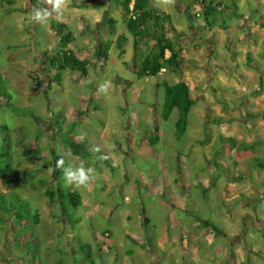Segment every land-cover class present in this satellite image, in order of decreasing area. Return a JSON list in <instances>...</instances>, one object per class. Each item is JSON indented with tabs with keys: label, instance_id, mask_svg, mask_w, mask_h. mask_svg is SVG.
<instances>
[{
	"label": "rangeland",
	"instance_id": "374dc122",
	"mask_svg": "<svg viewBox=\"0 0 264 264\" xmlns=\"http://www.w3.org/2000/svg\"><path fill=\"white\" fill-rule=\"evenodd\" d=\"M30 1L35 2L0 0V82L6 88L4 91L12 96L11 103L33 113L26 115L14 112L7 107L6 96H0V165L7 169L6 174L0 173V194L5 195L7 200H11L9 195L12 194L26 201L32 213L38 215L40 223L29 225L25 232L21 226L9 220L0 221V264H58L60 261L63 264H89L90 260L95 264H151L149 242L140 245L127 235L130 232L140 237L143 230L137 229L135 219L128 224L129 231L122 228L127 227L124 220L121 228L111 227L112 224L118 225L115 220L121 214L111 212L107 204L120 192L114 188L108 191L109 182L106 183L100 176H112L115 179L116 176H125L127 168L132 183L141 185L144 176L161 174L159 172L165 163L168 165L167 171L177 169L178 158H190L191 149L182 143L185 134L181 138L176 136L178 110L172 113L168 121L161 120L158 106L164 98V88L157 91L155 86L162 80L174 84L178 80L190 79V83H195L192 86L195 98L200 91L205 92L211 86H198L187 71L184 75L162 73L155 85L144 81L142 90L133 89L137 79L135 65L141 64L142 60L138 58L135 62L134 40L119 12L117 0H69L62 18L57 21L53 15L48 24L32 22ZM38 1L42 3V0ZM84 1H88L92 8L98 5L96 9L101 13L100 21L93 31L95 34L92 35L86 34L87 23L93 20L89 19L90 15L87 18L82 15L86 8ZM227 6L233 5L228 3ZM232 13L228 11L222 17L214 12L213 18L209 20L212 23L214 19L228 22L235 19ZM176 17L177 27L184 28L179 15ZM109 18L117 23L116 36L110 33L107 24ZM201 20L206 21L204 17ZM58 30L62 31L61 35ZM183 30L182 36L169 33L168 37L181 47L185 62L197 58L205 70V63L209 62L211 53L207 50L203 56L195 54L200 47L199 39L192 37L189 30ZM204 35L200 37L205 41L202 43L207 42ZM188 38L195 41L191 42ZM99 41L110 45L109 64L99 56ZM151 46H142L140 52L147 55ZM67 50L76 59L86 61L84 73L63 72L61 82L52 81L55 71L47 55ZM105 80H111L113 84L107 95L97 91L99 84ZM152 89L156 92L155 97ZM209 95L214 96L211 92ZM152 98L155 99L154 104ZM196 114L194 110L189 119L188 133L185 135L188 138L197 125ZM248 115L246 120H249ZM121 126L123 133L116 131ZM157 135L162 144L158 142L160 146L152 149L147 147L145 143ZM199 136L203 140L202 131L198 134V141ZM66 139L80 144L78 155L74 154ZM219 143L225 144L220 138ZM3 144H7V147H3ZM93 146L101 148L98 155H111L108 164L89 155ZM6 149L12 157L8 163L4 162ZM116 150L121 151L128 160L122 162L115 157ZM53 154L62 156L67 166L83 163L85 167H93L99 176L98 183L94 182L88 188L66 186L63 176L59 179L67 192H77L83 197L81 190H84V195H87L88 203L82 202V206L77 208L66 200L69 219L76 223L64 218L59 204L50 203L45 194L48 186L52 185L51 180L55 178ZM238 167H233L232 175L240 174ZM196 168L191 165V171ZM99 187L109 192L107 198L103 195L98 197ZM141 191L145 193V189ZM135 207V203L129 207L132 209V218L135 217ZM2 216L0 212V218ZM151 233L145 232V239L152 237ZM27 241H31L29 247L26 246ZM139 251L147 255L140 256ZM131 252L133 255L125 257Z\"/></svg>",
	"mask_w": 264,
	"mask_h": 264
},
{
	"label": "crops",
	"instance_id": "0c3cea01",
	"mask_svg": "<svg viewBox=\"0 0 264 264\" xmlns=\"http://www.w3.org/2000/svg\"><path fill=\"white\" fill-rule=\"evenodd\" d=\"M30 2L32 7L44 5L38 0ZM193 2L175 0L173 5L165 8L158 5L156 0H147V9L171 15L175 35L182 36L181 31L185 29L187 32L189 30L192 37L196 36L200 47L195 54L203 56L207 50L211 53L209 62L205 63V68L208 69L204 70L197 58L185 62L181 47L168 37L180 53L182 68L179 71L162 70L157 77L137 78L133 85V89L139 91L143 89L144 81L155 85L162 73L184 75L187 71L198 86L202 84L206 88L210 84L211 88L205 92L200 91L195 98L192 88L195 83H190V79L186 78L175 82H186L190 87L191 97L195 100L188 124L195 110L197 125L190 138L185 136L188 128L182 137V143L191 149L190 158H178V168L171 171H167L166 163L163 164V170L159 172L161 174L144 176L141 185L132 183L131 173L127 168L125 176H116L115 179L112 176H100L106 183L109 182L108 191L114 188L113 190L120 192L107 204L111 207V212L121 214L115 220L118 225L112 224L111 227L121 228L124 220L127 227L122 228L129 231L128 224L135 219L137 229L143 230L144 234L141 232L140 237H136L129 232L127 235L132 236L140 245L149 242L151 264H264V169L251 168L249 164L254 158L264 160V143L256 145L257 141L264 142V0H215L213 15L215 12L216 15L226 16L228 11L225 7L229 3L236 6L235 12L241 17L233 16L235 19L231 18L228 22L214 19L210 28L204 27L206 22L199 17L202 9ZM83 3L86 8L82 15L85 18L90 15L89 19L93 20L87 23L86 34L92 35L95 34L93 31L100 21L101 13L96 9L98 5L92 8L88 1ZM189 14L199 18L191 23ZM177 15L184 28L177 27ZM203 35L206 43H202L205 41L200 39ZM110 52L111 48L108 64ZM170 56L171 53L167 51L166 59ZM186 64L190 66L187 67ZM163 81L167 80L161 82ZM155 87L157 91L162 88L157 85ZM151 91H154L155 97V90ZM209 92L214 96H210ZM151 100L154 104L155 99ZM160 102L159 111L162 110L164 98ZM247 113L248 116L256 117H248L249 120H246ZM214 119H222L223 122L216 124ZM116 131L123 133L122 126L117 127ZM201 131L204 138L200 140L199 136L198 141ZM157 136L159 144H162L160 136ZM219 138H232L237 144L256 143L249 150H239L219 143ZM145 144L152 149L149 143ZM159 144L153 147H159ZM114 152V156L120 161L128 160L121 151ZM191 165L197 168L191 171ZM235 165L239 166L238 176L231 174ZM98 180L99 178L95 182L98 183ZM144 189L145 193H142L141 190ZM98 190V197L103 195L107 198L109 195L108 191L100 187ZM83 191L81 190L82 202L87 204V195ZM134 203L137 207L134 208L135 217L132 218V209L129 207ZM142 204L146 211V223L142 216ZM195 216L209 221L224 235L206 228ZM147 231L152 232V237L145 239ZM131 255L132 252L125 254V257ZM138 255L147 254L139 251Z\"/></svg>",
	"mask_w": 264,
	"mask_h": 264
},
{
	"label": "trees",
	"instance_id": "16d2710c",
	"mask_svg": "<svg viewBox=\"0 0 264 264\" xmlns=\"http://www.w3.org/2000/svg\"><path fill=\"white\" fill-rule=\"evenodd\" d=\"M119 4V10L121 15L124 17L126 27L134 40L135 46V62L136 59H140L141 64H136V76L138 79L148 78V77H157L162 70L169 69L173 71H179L182 68V61L180 60V53L174 48L172 41L168 38L169 33L176 34V29L172 22V17L166 13H157L150 12L147 9V0H117ZM193 3L198 4L202 13L199 14V17H204L207 28L213 26L212 22L209 20L213 18L214 3L215 0H193ZM225 9L229 12H233L232 16L241 17V15L234 12L236 6H226ZM198 17V18H199ZM197 15H188V19L191 23L198 19ZM107 24L110 30L111 35L117 34L116 21L113 18L107 20ZM203 28V27H201ZM62 31L58 30V34L61 35ZM69 40V38H66ZM149 44H152L149 49L148 54H142L141 47H149ZM99 56L102 57L105 61L109 59L110 45L108 43L99 41L98 45ZM171 53L170 58L166 59V52ZM47 59L50 62L52 69H54L55 74L53 75L52 81L61 82L63 72H76L84 73L86 61L78 60L74 57L73 53L70 50L63 51L62 53L47 55ZM158 87L164 88V102L160 117L163 121H168L175 110L179 111L178 120L176 122V136L181 138L187 131L188 128V118L191 108L195 104V100L191 97L190 87L186 82H178L175 84H169L167 81L160 82L157 84ZM5 86L0 82V96L3 94L6 96L7 107L12 108L15 112L24 113L26 115H32L33 113L28 109H23V107L16 106L11 103L12 96L4 91ZM2 92V93H1ZM4 92V93H3ZM249 118H255L256 116H248ZM214 123L221 124L222 119H214ZM4 129V128H3ZM2 128H0V131ZM67 140V139H66ZM158 136H152L149 139V144L153 147L158 143ZM222 143L229 145L234 148L237 147L239 150H249L253 147L251 144L240 143L237 145L236 141L232 138H220ZM67 142L70 144L74 154L78 155L80 151V144L75 143L73 140L68 139ZM227 142V143H226ZM258 144H263L264 142L258 141ZM7 147V144H3V147ZM90 156L96 157L98 154H94L91 149L88 152ZM87 154V153H85ZM4 158L8 163L11 160V154L7 151L4 152ZM63 158L60 155L53 154L52 164L54 166V175L55 178L51 180V186L45 191V194L48 196L50 203H58L60 206L61 214L64 218L68 219L70 223H76L75 220L69 219L70 217L67 214V205L66 200H69V203L74 207H80L82 204V197L77 192H67L64 189L59 179L63 176L61 169L55 167L56 161ZM105 164H108V161H104ZM250 165H256L261 169H264V160L260 158H254L249 162ZM65 166L66 162H65ZM0 173L6 174L7 169L0 165ZM8 196V195H7ZM11 200H7L5 195L0 194V212L3 213V216L0 218L1 222L9 220L10 222L19 225L22 229L27 232L28 226L35 223L39 224V217L32 213V210L28 207V203L19 199L17 195H9ZM10 201V202H8ZM9 203V205H7ZM26 206V207H25ZM142 216L146 223L147 216L144 206L142 204ZM195 219L198 220L206 228H211L218 234L224 235L218 228H216L209 221L203 220L198 216H195ZM29 238V237H28ZM29 240V239H28ZM26 246L31 245L30 242H26ZM58 264H63L61 261ZM89 264H95L93 260L89 261Z\"/></svg>",
	"mask_w": 264,
	"mask_h": 264
},
{
	"label": "clouds",
	"instance_id": "9594fccd",
	"mask_svg": "<svg viewBox=\"0 0 264 264\" xmlns=\"http://www.w3.org/2000/svg\"><path fill=\"white\" fill-rule=\"evenodd\" d=\"M157 4L162 7H168L175 3V0H156ZM69 0H42V4L46 7L33 6L30 10V17L34 24H48L50 19L55 15L59 21L63 14ZM113 87L111 80H105L99 84L97 91L100 94L107 95L109 90ZM91 151L94 154L101 153L99 146H93ZM100 161L111 159L110 154H100L95 157ZM55 167L61 169L66 186H74L76 188H88L97 179V172L93 167H85L83 163L79 166L69 164L65 166L64 158L56 161Z\"/></svg>",
	"mask_w": 264,
	"mask_h": 264
}]
</instances>
